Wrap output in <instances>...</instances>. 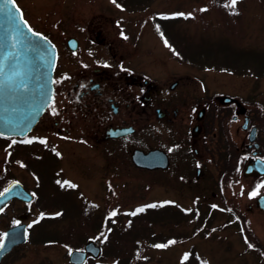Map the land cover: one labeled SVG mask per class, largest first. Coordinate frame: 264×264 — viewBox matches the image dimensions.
<instances>
[{"label": "rangeland", "instance_id": "1", "mask_svg": "<svg viewBox=\"0 0 264 264\" xmlns=\"http://www.w3.org/2000/svg\"><path fill=\"white\" fill-rule=\"evenodd\" d=\"M15 1L64 57L72 54L67 40L91 22L138 66L156 67L162 79L190 77L193 105L217 103L224 109L217 122L238 143H248L243 117L233 122L235 106L222 108L218 98H235L263 126L264 0H238L234 8L230 0ZM170 129L161 126V141ZM63 135L41 121L22 140L0 137V192L19 180L34 196L0 213L3 234L29 212L28 240L1 264H71L70 251L92 240L102 253L86 264H264V215L247 210L253 190L242 174L205 171L187 189L170 172L107 169L101 147Z\"/></svg>", "mask_w": 264, "mask_h": 264}, {"label": "flooded vegetation", "instance_id": "2", "mask_svg": "<svg viewBox=\"0 0 264 264\" xmlns=\"http://www.w3.org/2000/svg\"><path fill=\"white\" fill-rule=\"evenodd\" d=\"M74 38L77 48L70 50L71 55L64 57L58 49L53 99L39 120L47 129L101 147L106 168L116 172L128 165L136 171L170 172L174 183L187 189L205 171L242 174L253 191L264 184V123L261 126L253 120L255 111L248 112L235 98L231 103L218 98L222 108L235 106L233 122L243 117L241 129L247 133L248 143H238L228 126L217 122L216 114H224L217 103L193 105L190 77L162 79L156 67L138 66L121 54L115 41L100 37V29H93L91 22ZM162 125L171 127L167 141H161ZM253 128L256 139L251 141ZM146 136L158 143L150 144ZM155 149L167 155L166 167L147 169L133 162L136 150L147 153ZM250 162L255 173L246 176L244 169ZM263 196L264 188H260L247 207L250 213L264 215L259 204Z\"/></svg>", "mask_w": 264, "mask_h": 264}, {"label": "water", "instance_id": "3", "mask_svg": "<svg viewBox=\"0 0 264 264\" xmlns=\"http://www.w3.org/2000/svg\"><path fill=\"white\" fill-rule=\"evenodd\" d=\"M8 7L12 8L13 12L15 11L12 5H8ZM15 7H18L16 2ZM3 9L4 0H0V60H4L6 56H9V59L5 61V71L9 75L18 74L13 76L11 82L0 87V136L24 137L32 131L52 101L57 49L49 38L32 28L33 32L39 33L40 36L31 35L25 28L23 32L27 39L22 43H18L17 47L12 49L10 43L15 42L17 39L13 33L17 27L23 26V21H19V24H17L9 18L7 11ZM19 15L20 13L16 14L17 19ZM28 26L30 25L28 24ZM9 36H12L11 41L7 39ZM67 44L72 50L77 48V41L74 38L69 39ZM17 85H25V87L17 88ZM233 101L235 100L228 96L221 98L222 103ZM243 112L244 108L242 109ZM243 127L245 129L248 127L247 119ZM249 139L251 141L256 139V128L251 130ZM132 160L137 166L147 169L166 167L168 164L167 155L156 149L147 153L136 150ZM254 167V163H248L244 169V174L249 176L255 173ZM260 172H263V170H260ZM1 193L0 211L13 199H19L23 202H31L33 199L32 194L19 181L11 182ZM263 200L264 196L260 198L259 202L262 208H264ZM28 216L29 212H25L19 215L17 220L24 221ZM4 233L8 235L4 239L5 247L0 250V264L3 257L11 252L14 247L27 241V226L25 223H17ZM100 254L101 247L94 241H89L85 244L83 250L71 251L69 262L71 264H85L88 255L97 258Z\"/></svg>", "mask_w": 264, "mask_h": 264}, {"label": "snow or ice", "instance_id": "4", "mask_svg": "<svg viewBox=\"0 0 264 264\" xmlns=\"http://www.w3.org/2000/svg\"><path fill=\"white\" fill-rule=\"evenodd\" d=\"M112 3L115 4L116 0H112ZM237 3H238V0H230V6L233 7V8L237 5ZM8 5H12V7L15 9V11L13 12L12 8H9ZM116 6L120 7L118 4ZM227 6H229V5H226V7ZM3 10H6L8 15H9V18L12 19L13 21H15L17 24H19V21H23V26L22 27H17L15 29V32L13 33V35L15 37H17V39L15 40V42L10 43V47L12 49H15L17 47L18 43H22L25 39H27V37L25 36V34L23 32V29H25V28L27 29V32L30 33L31 35L40 36L39 33L33 32L31 27L28 26L27 21L24 20L23 14L21 13L20 9L18 7H15V0H4V9ZM205 10L206 9H201V11H205ZM17 13H20L18 19H17V16H16ZM179 15H184V14L180 13ZM7 39L9 41H11L12 40V36L7 37ZM44 39H46V38H44ZM165 43L167 44V42H165ZM7 59H9V56H6L4 58V60H0V87H2L5 83L11 82L13 76L18 74V73H13L12 75H9L5 71V68H6L5 61ZM23 87H25V85H17V88H23ZM21 142L25 143V144H30V143H32V140H23ZM40 142L41 143H45V141H43V140H41ZM12 143L15 144L16 141H12ZM57 183H60V181H57ZM65 183H67V182H65ZM73 187H75V186L73 185ZM260 188H264V184L257 185V189L254 190L253 192L249 193L250 198L259 195V189ZM0 195H2V193H0ZM155 206L156 205H149L148 207H155ZM141 211H143L142 208L141 209H137L136 212L131 213V215L134 216V215L137 214V212H141ZM110 215L114 216V215H116V212H112ZM41 216H43V213L41 214ZM35 222H38V221H35ZM29 227H31V225H29ZM7 235H8L7 233L0 234V250H2L5 247L4 239H5V237ZM245 242L248 243L247 238H245ZM173 243H175V241H169L168 242V244H173ZM167 246L168 245H166V244H157V245H155V247H157V248H164V247H167ZM248 246L250 248L252 247V245L250 243H249ZM70 254H71V251H70ZM183 259L187 260L188 259V254H185Z\"/></svg>", "mask_w": 264, "mask_h": 264}, {"label": "trees", "instance_id": "5", "mask_svg": "<svg viewBox=\"0 0 264 264\" xmlns=\"http://www.w3.org/2000/svg\"><path fill=\"white\" fill-rule=\"evenodd\" d=\"M49 235H47V234H43L42 236H40V238L42 239H45V238H52V237H48Z\"/></svg>", "mask_w": 264, "mask_h": 264}]
</instances>
